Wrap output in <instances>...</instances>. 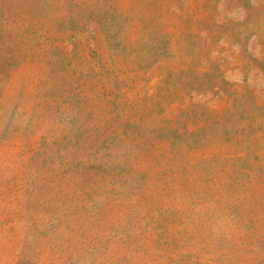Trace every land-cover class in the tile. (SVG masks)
I'll list each match as a JSON object with an SVG mask.
<instances>
[{
	"label": "rangeland",
	"instance_id": "rangeland-1",
	"mask_svg": "<svg viewBox=\"0 0 264 264\" xmlns=\"http://www.w3.org/2000/svg\"><path fill=\"white\" fill-rule=\"evenodd\" d=\"M0 264H264V0H0Z\"/></svg>",
	"mask_w": 264,
	"mask_h": 264
}]
</instances>
